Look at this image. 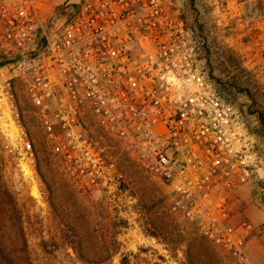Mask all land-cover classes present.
Instances as JSON below:
<instances>
[{
	"label": "built area",
	"instance_id": "1",
	"mask_svg": "<svg viewBox=\"0 0 264 264\" xmlns=\"http://www.w3.org/2000/svg\"><path fill=\"white\" fill-rule=\"evenodd\" d=\"M178 2L80 0L48 37L36 0H0V143L18 167L33 162L14 83H27L48 133L47 101L65 93L74 113L82 93L101 130L160 187L167 213L192 226L217 256L247 264L250 225L235 220L231 195L255 167L252 138L203 72ZM53 117L67 135L80 129L61 111ZM68 161L73 179L103 178L114 167Z\"/></svg>",
	"mask_w": 264,
	"mask_h": 264
},
{
	"label": "rangeland",
	"instance_id": "2",
	"mask_svg": "<svg viewBox=\"0 0 264 264\" xmlns=\"http://www.w3.org/2000/svg\"><path fill=\"white\" fill-rule=\"evenodd\" d=\"M79 1L36 0L48 37ZM178 10L196 40L203 72L219 97L238 111L252 138L255 167L232 193L231 210L237 222L250 225L247 264H264V127L257 118L264 114V0H179ZM5 63L0 52V67ZM26 86L14 83V99L33 162L18 167L15 155L0 143V242L20 264H86L72 244L82 240L84 253L93 257L105 255L103 239L113 245L108 253L116 249L103 264H233L217 256L192 226L167 213L160 187L101 130L82 93L74 113L65 93L47 101L54 125L48 133ZM58 111L80 129L67 135L55 124ZM68 156L86 161L90 169L92 164L114 167L104 170L103 178L73 179Z\"/></svg>",
	"mask_w": 264,
	"mask_h": 264
},
{
	"label": "trees",
	"instance_id": "3",
	"mask_svg": "<svg viewBox=\"0 0 264 264\" xmlns=\"http://www.w3.org/2000/svg\"><path fill=\"white\" fill-rule=\"evenodd\" d=\"M264 14V11H263ZM257 118L259 119V122L261 123V125L264 127V114L262 113H257ZM100 247L103 248L105 255H101L99 253H96L93 257L87 256L84 252V242L81 240L77 243V245H75L74 243L72 244V249L74 251V253L77 256V259L81 262V263H86V264H103L107 261H109L111 259V257L113 256V254L115 253L116 249H114V252L112 251V253H108L109 250H113V245L108 244L106 239L99 243ZM114 244V243H112ZM94 245V243H93ZM97 245H94V248H96ZM0 264H20L14 257L13 254L8 251L6 249V247L4 245H2V243L0 242ZM21 264H27L25 263H21ZM29 264V263H28Z\"/></svg>",
	"mask_w": 264,
	"mask_h": 264
}]
</instances>
